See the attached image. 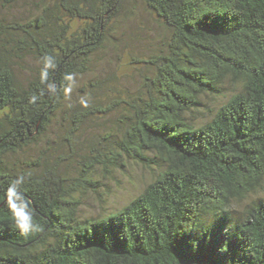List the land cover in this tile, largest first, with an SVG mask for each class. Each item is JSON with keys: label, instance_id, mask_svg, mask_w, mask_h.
I'll return each instance as SVG.
<instances>
[{"label": "trees", "instance_id": "16d2710c", "mask_svg": "<svg viewBox=\"0 0 264 264\" xmlns=\"http://www.w3.org/2000/svg\"><path fill=\"white\" fill-rule=\"evenodd\" d=\"M124 2L38 0L26 19L0 17V264H264V0H142L167 36L139 61L140 87L124 101L60 111L64 73L87 70ZM45 54L57 57L46 82L54 96L39 80ZM27 56L36 63L22 82L16 71ZM204 97L221 103L196 122ZM117 109L72 181L56 163L39 172L9 166L58 113L71 146L90 116ZM130 161L151 170L145 187L102 217H78V194L97 172ZM21 175L38 233L22 235L4 199Z\"/></svg>", "mask_w": 264, "mask_h": 264}, {"label": "rangeland", "instance_id": "374dc122", "mask_svg": "<svg viewBox=\"0 0 264 264\" xmlns=\"http://www.w3.org/2000/svg\"><path fill=\"white\" fill-rule=\"evenodd\" d=\"M37 1L18 0L9 8L0 4V17L26 19L35 14L36 7L33 3ZM124 1L123 9L106 33L105 44L93 53L87 70L76 75L71 96L63 99L60 111L69 104L79 102L82 96L88 99L89 105L104 107L112 100H126L127 96L140 87V74L144 64L139 61L145 60L149 54L163 47L167 31L160 19L145 7L142 0ZM79 23L78 20L71 21L73 28ZM35 63L31 56L25 57L19 63L16 75L20 81L24 82L28 78ZM220 99L204 97L203 105L195 112L193 119H196V122L203 120L221 103ZM120 111L117 109L108 115L90 116L80 130L74 133L77 139L71 146L65 139L66 127L58 124L59 118L62 117L58 113L43 140L8 156V164L39 172L45 164L56 163L62 176L72 181L78 174L80 156L88 152L92 138L113 130L114 119ZM150 178L151 170L131 161L123 168L112 170L110 173L97 172L94 187L78 194V217H102L119 209L134 198Z\"/></svg>", "mask_w": 264, "mask_h": 264}, {"label": "clouds", "instance_id": "9594fccd", "mask_svg": "<svg viewBox=\"0 0 264 264\" xmlns=\"http://www.w3.org/2000/svg\"><path fill=\"white\" fill-rule=\"evenodd\" d=\"M56 68L57 57L51 54H45L41 57L39 80L41 84L46 85V91L51 96L56 94V86L55 84H48L46 82L49 80L50 70H55ZM75 77L76 74L73 72H66L63 75V79L66 81V84L63 87V95L65 98H70L71 96L75 86ZM38 99V96L32 95L29 97L28 102L30 104H36ZM79 104L82 108L89 107L88 99L83 96L79 99ZM67 106L69 108L73 107L71 104ZM24 183V176L21 175L15 177L4 190V199L14 227L18 229L22 235H27L29 233L41 232L42 226L36 221L34 213L30 210L26 194L20 190Z\"/></svg>", "mask_w": 264, "mask_h": 264}]
</instances>
